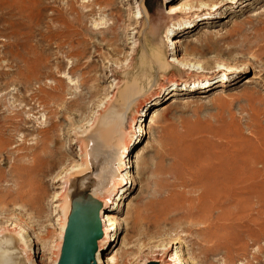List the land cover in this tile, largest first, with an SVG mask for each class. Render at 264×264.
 Segmentation results:
<instances>
[{
	"label": "rangeland",
	"instance_id": "374dc122",
	"mask_svg": "<svg viewBox=\"0 0 264 264\" xmlns=\"http://www.w3.org/2000/svg\"><path fill=\"white\" fill-rule=\"evenodd\" d=\"M16 1L23 11L0 13V232H16L11 218L33 223L30 250L38 264L53 263L64 180L71 218L91 190L95 200L114 198L143 109L148 134L131 148L126 170L141 182L124 207H107L121 227L104 255L114 264H164L176 251L181 264H264V0H193L206 7L171 15L180 0ZM185 19L190 29L180 33ZM178 38L185 47L175 50ZM175 52L200 71L173 65ZM230 66H238L234 74ZM163 87L177 94L143 108ZM84 147L89 171L76 175L69 168ZM213 179L223 185L216 194ZM178 203L185 206L173 209ZM198 205L211 211L210 224L186 225ZM15 237L8 232L0 247L23 261L25 241L14 246Z\"/></svg>",
	"mask_w": 264,
	"mask_h": 264
},
{
	"label": "bare ground",
	"instance_id": "6f19581e",
	"mask_svg": "<svg viewBox=\"0 0 264 264\" xmlns=\"http://www.w3.org/2000/svg\"><path fill=\"white\" fill-rule=\"evenodd\" d=\"M108 1V0H107ZM240 0H229V4L230 5H236ZM9 2H12L11 5L7 6L5 0H0V13L1 14H6L4 10L6 11H11L13 9L14 10H18V12H21L23 11V6L20 5V2L19 1H16V0H13V1H9ZM8 2V3H9ZM6 3V4H5ZM33 6V5H32ZM206 5L202 4L197 7L198 9L200 8H205ZM216 7V6H215ZM194 4H193V0H180L178 3L176 4H173L171 6L168 7L169 11L167 12V15H171V14H181L183 13L184 11H189L188 14L192 13L195 11V9H197ZM197 9V10H198ZM9 13V12H7ZM140 13H141V9H140ZM140 13L138 14V16L135 18V21L138 23V21L140 19H142V17L140 16ZM142 14V13H141ZM5 16V15H4ZM136 16V15H135ZM190 21L189 19H185V21H180L176 26H178L177 28V31L178 32H183L185 30H189L190 27L189 26ZM174 28V27H173ZM172 29V28H171ZM176 30V29H175ZM174 31V30H173ZM169 32L170 30L167 31V35H169ZM172 34V33H171ZM169 38V37H168ZM167 40V39H166ZM176 41V42H174ZM172 42L173 43V48L175 50L177 49H181V48H184L185 47V41H181L180 38L178 39H175L173 40ZM137 43L136 42H133L134 44V47H135V44ZM172 46V45H171ZM133 47V48H134ZM136 48V47H135ZM187 48V47H186ZM189 49V48H188ZM191 49H195V47L193 46ZM133 50V49H132ZM134 51V50H133ZM171 63L174 65H178L180 66V69L183 70V71H187V72H191V71H200V68H197L194 64L191 65L189 63V61H187V59H184V57H181V56H178L177 55V52L173 53L172 54V60H170ZM235 66V65H234ZM238 67V66H237ZM237 67H233V66H230V67H227L228 69V72L230 74H234L237 70ZM119 68V67H118ZM196 68V69H195ZM202 69V68H201ZM203 70V69H202ZM219 71H222V70H218ZM226 79L222 80L221 82H224ZM221 82L219 84H221ZM172 86L176 85L177 82L176 81H172L171 82ZM178 85V84H177ZM180 85V84H179ZM185 85V88L187 87V85H193L194 87L197 85L196 83H193V84H188V83H184ZM134 89V88H133ZM135 91V90H134ZM176 91L175 90H171L169 91L168 88H165L163 87L159 92L149 96L144 104V107L143 108H147L148 106H152L153 102L155 103L154 105H156L158 103V101H163L164 99H166L168 96H173V95H176L177 93H175ZM171 94V95H170ZM126 95V94H125ZM137 95V94H136ZM112 95H110V98H111ZM109 96L106 97V101H104L105 103L107 101H109ZM126 98V96H125ZM103 105H101L100 107V111H101V108H102ZM106 107V106H105ZM104 107V108H105ZM102 108V109H104ZM141 113L139 115V122H141V124L134 129L131 137H130V140L129 142L127 143V147H126V143L124 145V148H123V151H122V154H121V164L118 168V172L120 174V177L122 179V173L124 172V176H125V186H122V181L120 182L121 184H117L115 186V196L114 198L112 197H107L105 198V200H100L98 199L97 201L99 202V204L97 205V208H98V214H99V218H101L102 220H100L101 222V229L103 231V233L105 234L104 237H103V240H101L100 243H98V252L95 256V263L96 264H114L113 262V258L109 257L108 255H104V253H106L113 245V243L115 242L116 238L118 237V232L120 231V223H119V219L116 217V214L114 213H108L107 214V207L111 205L112 203V207L113 209V212H116L118 211V208L119 207H124V200L126 198V195L128 194V192L130 191V189L134 190L138 187V185L140 184V180L138 178H136L134 176V173L131 175L128 171L126 170H129L130 168H132V166H130V160H128V158L130 157V150L132 147H134L136 145V143L140 140V138L143 136V135H146L148 134L146 131H144V129L142 128V118L144 116V114L142 115L143 113V109L140 110ZM146 113V112H145ZM158 115V110L155 112V117ZM93 118V117H92ZM93 120V119H92ZM92 120H88L87 124L86 125H91V122ZM138 123V120L135 119ZM144 122V121H143ZM84 131V130H83ZM81 130L80 134L83 132ZM81 151V147L79 149ZM81 155H83L82 153H80ZM79 154V155H80ZM86 156H87V152L85 150V147H84V155L82 157H79V161L72 164L69 168L70 169H73V168H76L77 170L73 171L76 173V175H81V174H84L86 172L89 171V163L88 161L86 160ZM83 157L85 158L83 160ZM205 161V160H204ZM138 165V164H137ZM136 167V166H135ZM68 170V171H69ZM67 173V171H65ZM122 172V173H121ZM65 173V174H66ZM132 173V172H131ZM129 174V175H128ZM209 175V174H208ZM207 175V176H208ZM237 175V174H236ZM64 176V174L62 175ZM206 176V177H207ZM213 176V175H212ZM64 178V177H63ZM62 178V179H63ZM210 178V177H209ZM227 178V177H226ZM230 177H228L229 179ZM208 179V178H207ZM61 181V180H60ZM233 181V180H232ZM231 180L229 182H232ZM222 181L220 179H213V180H209V183H208V187H209V191L211 194H216L218 192H221L222 191V186H220V183ZM81 183V185H80ZM80 183H74L72 184V186H70L69 188V194H76L77 192L79 191H82L81 188H84L85 185H84V182H80ZM204 183V182H203ZM66 184H67V181L66 179L64 180L63 182V187H62V191H63V194H62V204H63V208H62V219L60 220V224H59V232H58V246H55L57 247V253L55 254V259L53 261V263L51 264H60L61 262V259H62V249H63V245H64V241H65V235H66V230H67V226H68V223H69V215H70V211H71V200H70V203L68 204V201L64 195L65 193V190H66ZM231 185V183H230ZM122 186V187H121ZM121 187V190L119 191ZM129 187V188H128ZM224 189V188H223ZM227 192V191H226ZM62 193V192H61ZM202 194V193H201ZM209 194V193H208ZM55 195V194H54ZM91 195L93 197L96 198V194L94 191L91 190ZM58 198H59V195L57 194ZM203 196V195H202ZM207 196V195H206ZM209 196V195H208ZM207 196V199L209 198ZM211 196V195H210ZM199 197V195H198ZM197 198V197H196ZM202 198V197H200ZM222 198V197H221ZM58 200V199H56ZM204 200V199H203ZM222 200V199H221ZM188 201V200H187ZM195 201V200H194ZM202 201V199H201ZM103 202V203H102ZM188 203V202H187ZM190 203V202H189ZM188 203V204H189ZM62 204H60L62 206ZM103 204V205H102ZM60 205H57L58 207H61ZM102 205V206H101ZM187 205V204H186ZM172 206V205H171ZM185 206V203L183 204H175L174 205V208L176 210V208H183ZM199 206V205H198ZM197 206V207H198ZM3 210V208L0 206V212ZM189 210V209H187ZM171 212V211H170ZM0 215H2L0 213ZM180 217V216H179ZM177 217V218H179ZM10 218V217H9ZM8 218V219H9ZM207 218H212V214H211V211L209 210V208L205 207V206H199L197 209H195L194 211H192L191 213H189L188 217H187V220L188 222L186 223V225H194L195 224H206V223H209L210 224V219H207ZM214 218V216H213ZM11 221H13L12 224H10L8 226V228L12 229V230H15L16 232L14 231H10V230H3L2 232H0V245L1 247H4V245H6V243L8 242V240H3L1 239L2 236H4L5 234H7L8 232H13L15 234V239L12 240L13 242V245L16 246V241L18 240L19 242L23 243L25 241V245L24 247H27L29 248V250H27L26 248H22L21 250L23 251L24 253V256L25 258L23 259V261H19V260H16V257L13 255H8V252L7 251H2V248L0 247V264H38V261L34 258V254L32 252V250H30L31 248V245L29 244V240L31 238V235L32 234V230H34V227H33V223L29 222L27 224L19 221V220H14V219H9ZM7 220V221H9ZM181 220V219H179ZM183 221V220H182ZM59 222V221H58ZM186 222V221H185ZM105 223L107 224L108 226V230L112 233L111 237H110V240L108 241V243L105 244V241L107 239V228L105 226ZM181 223V222H180ZM197 224V225H198ZM2 227V226H1ZM214 229V228H213ZM210 228H208V230L206 231V234H208V237H209V232H210ZM196 232V231H195ZM60 233V234H59ZM205 234V235H206ZM57 235V234H56ZM207 237V236H206ZM195 238V237H194ZM17 239V240H16ZM201 239V238H200ZM34 243V240L31 239ZM118 240V238H117ZM177 240H180V238H176L174 239V241H170L168 242V244H165L164 246H162V251L160 249V251L162 252V254H158L159 256H157V258H160V259H164V255L168 252H170V250H172V246L173 245H177L179 244V241ZM203 240V239H201ZM204 240L205 237H204ZM31 241V242H32ZM27 242V243H26ZM36 242V241H35ZM55 242V241H54ZM207 242V241H205ZM24 244V243H23ZM105 244V245H104ZM36 245H38L36 243ZM54 246V247H55ZM33 247V246H32ZM54 250V249H53ZM31 251V252H30ZM56 251V250H55ZM160 252V253H161ZM152 254V253H151ZM155 254H152V256L154 257ZM101 258V259H100ZM101 260V261H100ZM147 261H151L153 263H156V264H161L158 262L157 259H150V260H147ZM164 264H181V261H182V255H180V251H176L172 256H170L169 259H164Z\"/></svg>",
	"mask_w": 264,
	"mask_h": 264
},
{
	"label": "water",
	"instance_id": "95a60500",
	"mask_svg": "<svg viewBox=\"0 0 264 264\" xmlns=\"http://www.w3.org/2000/svg\"><path fill=\"white\" fill-rule=\"evenodd\" d=\"M98 204L87 194L85 201L81 199L74 216L69 217L60 264H96L101 231Z\"/></svg>",
	"mask_w": 264,
	"mask_h": 264
}]
</instances>
